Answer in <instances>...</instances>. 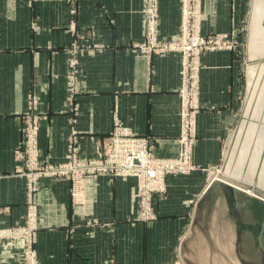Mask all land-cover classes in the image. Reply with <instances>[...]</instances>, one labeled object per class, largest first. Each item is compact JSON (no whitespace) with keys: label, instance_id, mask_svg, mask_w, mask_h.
Segmentation results:
<instances>
[{"label":"crops","instance_id":"0c3cea01","mask_svg":"<svg viewBox=\"0 0 264 264\" xmlns=\"http://www.w3.org/2000/svg\"><path fill=\"white\" fill-rule=\"evenodd\" d=\"M156 8L159 38L175 39L181 0ZM147 10L148 0H0V225H23L33 201L39 264H190L192 254L229 264L244 259L241 246L264 245V0L202 3L201 34L234 47L199 58L195 169L166 177L152 219L139 217L135 178L86 175L83 205L66 177L27 189L28 95L42 165L70 145L97 157L119 127L157 158L177 155L181 56L140 49ZM25 250L22 238L0 240V264H24Z\"/></svg>","mask_w":264,"mask_h":264},{"label":"built area","instance_id":"2783aa9c","mask_svg":"<svg viewBox=\"0 0 264 264\" xmlns=\"http://www.w3.org/2000/svg\"><path fill=\"white\" fill-rule=\"evenodd\" d=\"M208 0H181V22L177 36L170 41H162L158 36V12L156 0H148L147 28L145 40L140 49L158 53L164 50L178 52L181 56L180 87L178 97L181 102L180 134L181 149L170 159H156L149 151L143 138L134 137L126 128H117L102 143V151L97 157L80 158L76 146L70 145L66 159L57 164L42 165L38 150V100L31 95L26 98L24 117L26 128L21 157L25 160L24 176L29 192L41 177H66L71 187L73 204L83 205L82 180L86 175H107L111 177H130L136 179V197L140 219L154 217L151 202L154 196L166 191V176L172 173L186 174L190 169L189 151L196 136V116L200 110L198 102V61L207 51L232 49L231 40L218 36L201 34L202 3ZM37 231V210L29 201L20 227L4 228L0 225V240L20 237L26 242L24 264H39L33 245Z\"/></svg>","mask_w":264,"mask_h":264},{"label":"rangeland","instance_id":"374dc122","mask_svg":"<svg viewBox=\"0 0 264 264\" xmlns=\"http://www.w3.org/2000/svg\"><path fill=\"white\" fill-rule=\"evenodd\" d=\"M179 103H180V108H179V113H180V110H181L180 98H179ZM179 122H180V115H179ZM193 142H194V140H193ZM193 142H192V145L190 146V150H188L189 151V163H190L191 169L187 173L193 172V170L195 169V167L192 164V149H193V145H194ZM180 149H181V146H180V143L178 141V153H180L179 152ZM150 154L152 155V157L158 159L151 152H150ZM159 159L162 160V159H166V158H159ZM168 159H170V158H168ZM216 172L218 173L219 170H216ZM172 174H181V173H172ZM169 175H171V174H169ZM216 175H218V174H216ZM165 185H166V180H165ZM82 190H83V188H82ZM82 192L84 193V191H82ZM155 197L156 196H154L153 199H152L151 206L153 204V200H154ZM157 197H159V196H157ZM84 202H85V196H84L83 203ZM136 203H137V197H136ZM137 206H138V204H137ZM18 227H20V226H18ZM4 228H6V227H4ZM11 238H20V237H11ZM223 249L224 250L227 249V251L229 252V246L228 245L223 246ZM240 251H241L240 254H241V256H243L244 259L240 260V261H231V260H229V264H264V245L260 246V250H259V249L255 248L254 245L247 244V245L241 246L240 247ZM191 256L192 257H191L190 264H199L198 260H196V256L194 254H192ZM230 256L234 258V256L232 254Z\"/></svg>","mask_w":264,"mask_h":264}]
</instances>
